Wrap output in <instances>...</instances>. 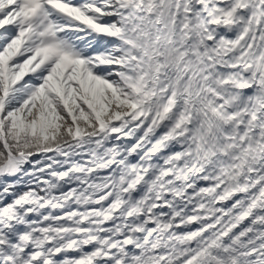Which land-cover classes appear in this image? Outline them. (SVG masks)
Wrapping results in <instances>:
<instances>
[{
	"label": "snow or ice",
	"instance_id": "obj_1",
	"mask_svg": "<svg viewBox=\"0 0 264 264\" xmlns=\"http://www.w3.org/2000/svg\"><path fill=\"white\" fill-rule=\"evenodd\" d=\"M0 264H264V0H0Z\"/></svg>",
	"mask_w": 264,
	"mask_h": 264
}]
</instances>
